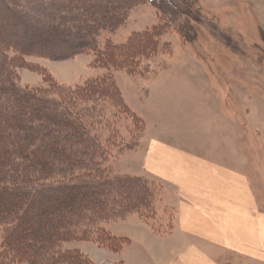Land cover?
<instances>
[{
	"label": "trees",
	"instance_id": "trees-1",
	"mask_svg": "<svg viewBox=\"0 0 264 264\" xmlns=\"http://www.w3.org/2000/svg\"><path fill=\"white\" fill-rule=\"evenodd\" d=\"M198 1L0 0V264H83L79 252L62 245L91 236L119 253L129 239L109 235L104 225L148 212L153 199L144 179L100 168L110 142L92 133L95 121L107 125L97 103H113L139 121L111 74L70 88L25 58L62 62L93 53V68L132 73L139 59L168 51L160 40L170 32L183 46L196 41L191 16L200 15ZM145 5L154 7L156 24L124 44L100 43L101 34L115 33ZM21 68L44 86L21 87Z\"/></svg>",
	"mask_w": 264,
	"mask_h": 264
},
{
	"label": "rangeland",
	"instance_id": "rangeland-1",
	"mask_svg": "<svg viewBox=\"0 0 264 264\" xmlns=\"http://www.w3.org/2000/svg\"><path fill=\"white\" fill-rule=\"evenodd\" d=\"M256 2L199 0L200 15L191 16L197 31L196 41L183 46L179 35L170 32L160 40V44H170L168 51L159 50L151 58L139 59L132 73L93 68V53L62 62L25 58L29 64L46 69L57 84L70 88L110 73L126 105L139 118L136 120L128 110L108 101L97 103L106 112L107 125L105 128L95 121L92 133L110 142L100 168L111 176L140 177L152 187L153 194L148 212L105 224L104 230L109 235L126 237L130 243L134 235H175L174 194L155 176L142 171L149 138L156 137L154 134L162 138L180 135L196 141L212 137L208 122L200 124L198 136L191 133L208 113L211 94H227L226 100L220 99L221 110H226L233 126L227 127L228 146L220 148L224 162L219 164L246 178L257 207L253 217L259 225V239L251 244L250 252L227 250L223 260L217 261L219 264H264V3ZM251 8L255 9L253 18ZM156 22L154 7H138L118 31L103 33L98 39L101 44L106 40L124 44L131 33L144 31ZM18 73L21 87L44 86L42 78L29 70L21 68ZM181 111L189 112L186 123L183 116H178ZM100 127L103 129L99 130ZM196 149L210 158L219 147ZM50 183L54 180L45 184ZM95 240L91 236L90 242H68L62 245V251L79 252L85 258L83 264H132L134 258L141 259L136 258L137 252L128 250L130 243L115 253L100 247ZM139 264L152 263L144 259Z\"/></svg>",
	"mask_w": 264,
	"mask_h": 264
},
{
	"label": "crops",
	"instance_id": "crops-1",
	"mask_svg": "<svg viewBox=\"0 0 264 264\" xmlns=\"http://www.w3.org/2000/svg\"><path fill=\"white\" fill-rule=\"evenodd\" d=\"M252 10L253 18L255 9ZM226 98L227 94H211L208 113L191 133L198 136L200 124L208 122L212 137L204 139L200 135L204 141H196L180 135L162 138L154 134L156 137L149 138L142 171L155 176L174 194L176 233L132 236L128 250L139 253L136 258H141L138 261L134 258L132 264L144 259L152 264H219L218 258L222 261L227 250L250 252L251 244L259 239V225L253 217L257 207L246 178L219 164L224 162L220 148L228 146L227 127L233 126L226 110H221L220 99ZM188 114L178 112L184 123ZM206 146L219 149L208 158L196 149Z\"/></svg>",
	"mask_w": 264,
	"mask_h": 264
}]
</instances>
